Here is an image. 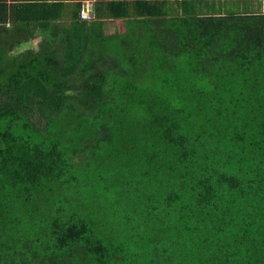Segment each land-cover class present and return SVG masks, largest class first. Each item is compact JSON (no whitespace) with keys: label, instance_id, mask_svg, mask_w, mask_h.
Wrapping results in <instances>:
<instances>
[{"label":"trees","instance_id":"trees-1","mask_svg":"<svg viewBox=\"0 0 264 264\" xmlns=\"http://www.w3.org/2000/svg\"><path fill=\"white\" fill-rule=\"evenodd\" d=\"M134 5L0 34V264H264L263 0Z\"/></svg>","mask_w":264,"mask_h":264},{"label":"crops","instance_id":"crops-1","mask_svg":"<svg viewBox=\"0 0 264 264\" xmlns=\"http://www.w3.org/2000/svg\"><path fill=\"white\" fill-rule=\"evenodd\" d=\"M138 2L157 3L158 9L169 13L185 9L204 14H225L220 7L227 2L235 5V10H241L236 12H243L250 6L249 0H0V34L16 37L20 44H24L19 46L20 49H37L36 45L48 44L73 25L87 22L82 19V14L102 21L104 31L109 33L115 24L125 28L128 20L111 18L112 7L118 12L134 13V4ZM215 2L219 9H213Z\"/></svg>","mask_w":264,"mask_h":264},{"label":"rangeland","instance_id":"rangeland-1","mask_svg":"<svg viewBox=\"0 0 264 264\" xmlns=\"http://www.w3.org/2000/svg\"><path fill=\"white\" fill-rule=\"evenodd\" d=\"M211 6H213V5H209V7H211ZM213 9H219L218 8V3H216V2L214 3ZM220 9L225 14H228V13H231V12H236V11H241V10H235L236 9L235 5L233 6V4H231L230 2L223 3L221 5ZM208 14H211V13H208ZM115 25L116 26L114 28L110 29V32L109 33H116V32H121V31L124 30V26L119 25V24H115ZM29 45H31V44H29ZM20 46H24V44H20ZM38 47H39V45H36V48H38ZM119 178L120 177H118V175L117 176H110L109 177L111 184H126V182H123Z\"/></svg>","mask_w":264,"mask_h":264},{"label":"built area","instance_id":"built-area-1","mask_svg":"<svg viewBox=\"0 0 264 264\" xmlns=\"http://www.w3.org/2000/svg\"><path fill=\"white\" fill-rule=\"evenodd\" d=\"M82 19L83 20H87V21H91V16L87 15V14H82Z\"/></svg>","mask_w":264,"mask_h":264}]
</instances>
